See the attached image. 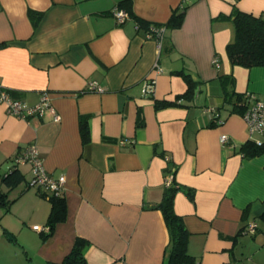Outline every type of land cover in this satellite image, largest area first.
I'll return each mask as SVG.
<instances>
[{
	"label": "crops",
	"instance_id": "1",
	"mask_svg": "<svg viewBox=\"0 0 264 264\" xmlns=\"http://www.w3.org/2000/svg\"><path fill=\"white\" fill-rule=\"evenodd\" d=\"M120 1L0 0V83L27 106L47 92L60 116L22 118L0 103V189L12 200L0 205V264H60L78 237L88 240V264H166L169 231L151 206L163 198L170 166L196 264H264V153L241 151L262 134L229 112L220 78L233 76L229 90L264 100V65L232 64L234 26L221 18L234 7L264 16V0H130L123 23L113 14ZM184 2L182 25L167 28L161 43L138 25L165 24ZM178 71L199 83L195 98L158 108L187 90ZM149 77L156 83L146 95ZM92 81L100 90H90ZM29 144L49 173L66 177L67 215L49 236L34 229L47 226L51 202L29 185L31 165H19L25 179L16 188L2 180Z\"/></svg>",
	"mask_w": 264,
	"mask_h": 264
},
{
	"label": "trees",
	"instance_id": "2",
	"mask_svg": "<svg viewBox=\"0 0 264 264\" xmlns=\"http://www.w3.org/2000/svg\"><path fill=\"white\" fill-rule=\"evenodd\" d=\"M130 0H121L118 6L125 9L130 16L128 9L124 5ZM189 3L184 2L180 8L173 11L170 19L165 24H151L143 19H138V25L146 29L148 34H152L156 37L155 28L157 26L164 25L167 28H177L183 23L186 9ZM30 14L34 18L41 17L40 12L31 11ZM221 18L229 19L234 26V38L227 45V52L229 58L234 65H242L247 68L264 65V16H257L253 13L245 12L237 7H234L230 16H222ZM166 37V34L164 38ZM163 38V39H164ZM182 74L188 83L187 90L178 96V99L170 100H157L156 106L164 107L168 105L181 104L179 99L186 98L192 100L196 96L197 89H199V83L195 81L192 76L184 71H178ZM224 84V96L225 101L229 103V112L244 113L249 103V97L251 93H237L235 90L228 89V83L234 82L233 76L222 74L220 76ZM210 108V107H207ZM217 109V108H216ZM215 110V109H214ZM214 112V111H213ZM218 114V113H215ZM222 121L220 114L215 116V124ZM81 131L83 140L87 143L90 140V128L87 120L81 121ZM262 143L259 144L255 139H249L241 146V151L246 157H253L264 153V133L262 134ZM175 173L172 166L166 169V176L168 174ZM25 179V174L16 163L12 170L3 175L2 180L9 190L16 188ZM31 185V181L29 182ZM182 186L177 185L173 179L170 184L166 183V188L162 200L153 204L151 207L160 209L163 213L169 235L170 241L167 250V262L166 264H196L197 258L189 252L190 232L186 226L184 218L175 209L176 194ZM189 195L193 198L194 191L188 190ZM46 196L49 195L51 202V211L49 214L47 225L49 231L46 232V236H49L55 229L57 223L65 220L67 215V205L64 193L60 195L50 194L47 191L43 192ZM12 200L9 199V192L0 189V205H9ZM88 240L82 237H78L72 250L65 256L60 264H88L86 256L84 254V247Z\"/></svg>",
	"mask_w": 264,
	"mask_h": 264
},
{
	"label": "built area",
	"instance_id": "3",
	"mask_svg": "<svg viewBox=\"0 0 264 264\" xmlns=\"http://www.w3.org/2000/svg\"><path fill=\"white\" fill-rule=\"evenodd\" d=\"M113 14L116 16L119 22L123 23L129 17V13L119 7L118 5L113 8ZM166 27L164 25L157 26L155 28L156 37H153L152 34L148 36L155 38L159 43L163 40L166 34ZM215 64L219 66V60L216 58L214 60ZM159 71H162L161 68H158ZM156 83V78L149 77L145 80L143 92L147 95L154 90V85ZM90 90H100V87L97 85L96 81L90 83ZM0 103L6 105L7 111L10 114L16 115L22 118H28L33 115H44L51 111L54 114V120H59L60 116L55 111V108L51 104V99L47 92H45L40 100L34 106H27L21 100H18L11 96L6 90L5 86L0 83ZM207 111H214L213 108H208ZM244 119L247 121L250 132L253 133H264V100L259 98L256 94L251 93L249 97V103L247 109L243 113ZM257 143L261 144L262 140L255 139ZM222 141L224 143L229 141L227 134L222 135ZM122 143H125L126 140H122ZM15 161L18 165L21 164H30L32 168V180L31 185L40 186L45 191L50 194L60 195L65 192L66 177L65 175L54 176L52 173H49L43 164V158L40 155L39 149L36 144H29L23 148V150L16 156ZM173 180L172 174L166 176V183L170 184ZM49 196V195H48ZM257 224H251L248 228L249 231L254 232ZM34 229L43 230L48 232L49 226H39L34 225Z\"/></svg>",
	"mask_w": 264,
	"mask_h": 264
}]
</instances>
